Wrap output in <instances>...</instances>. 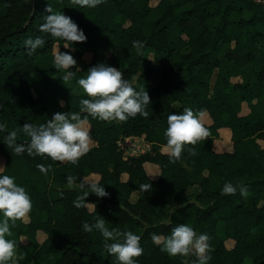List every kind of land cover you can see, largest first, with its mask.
Masks as SVG:
<instances>
[{
    "label": "trees",
    "instance_id": "trees-1",
    "mask_svg": "<svg viewBox=\"0 0 264 264\" xmlns=\"http://www.w3.org/2000/svg\"><path fill=\"white\" fill-rule=\"evenodd\" d=\"M49 3L53 11L79 25L86 42L66 49L65 41L40 31ZM37 36L46 43L29 54L25 41ZM133 41L143 45L139 54ZM262 41L264 2L259 0H157L153 5L150 0H104L95 8H79L71 0H0V123L7 124L0 131V174L14 176L33 202L28 219L12 228L10 238L17 241L19 262L118 264L104 249L98 231L82 230L84 221L94 223L102 216L110 229L141 235L144 252L137 264H195V256L170 257L151 239L153 233L170 235L179 223L212 237L208 264H244V260L264 264V147L258 141H264V48L258 45ZM55 44L77 59L67 85L61 78L64 73L53 66ZM145 47L162 52L168 62L156 80L143 56ZM103 48L110 50L108 56L98 53ZM86 52L93 53L89 62L83 57ZM100 61L120 68L126 79L136 77L137 89L145 88L151 97L149 117L108 123L88 116L93 144L78 165L33 157L26 151L16 155L5 137L17 130V143L26 144L30 138L19 131L25 122L38 126L56 112H79V101L88 97L74 92L72 85ZM34 72L36 95L31 89ZM243 104L248 108L245 113ZM185 107L209 115L211 122L205 126L210 136L195 145L197 155L186 148L173 163L160 147L167 143L168 115ZM223 126L230 129L232 149L218 151L213 141ZM129 135L154 145L126 155L118 141ZM146 162L159 167L156 179L148 175ZM38 164H51L52 170L45 175ZM91 173L98 174L110 195L90 193L86 199L95 205L77 208L73 201L81 190H68L67 176ZM196 178L199 190L188 193ZM228 181L246 184L248 196L239 191L221 195ZM141 184L151 188L144 192ZM133 191L139 194L135 201L130 199ZM218 222L224 223L223 236L216 233ZM39 231L44 234L41 240ZM226 239L233 244L227 246Z\"/></svg>",
    "mask_w": 264,
    "mask_h": 264
},
{
    "label": "clouds",
    "instance_id": "clouds-1",
    "mask_svg": "<svg viewBox=\"0 0 264 264\" xmlns=\"http://www.w3.org/2000/svg\"><path fill=\"white\" fill-rule=\"evenodd\" d=\"M71 2L79 8H95L104 3V0ZM45 11L49 14L43 18L41 32L65 41L63 46L66 49L74 43L86 42L85 32L70 16L53 11L50 3ZM45 43V38L41 36L25 41L29 54L42 48ZM133 47L139 54L143 45L140 41H133ZM53 57V66L64 73L61 78L67 85L70 78L75 75L71 69L77 66V59L71 52L56 48L53 50ZM135 81L136 77L126 79L120 68L98 63L88 69L86 76L77 80L78 86L88 97L79 101V112H56L46 123L38 126L25 122L19 131L29 137V141L26 144L17 143L18 131L13 130L5 137V143L16 155H22L26 151L33 157H48L54 162L78 165L80 159L90 151L91 134L90 129L86 127L88 116L108 123L127 122L129 118L138 115L145 119L149 117L150 113L146 109L151 103V97L145 88L138 90ZM81 113H85L86 116L82 117ZM203 117V110L194 111L190 107L168 115L167 128L164 132L167 143L163 152L169 156L171 162L179 160L186 148L190 155L198 154L195 145L204 142L210 136ZM6 128L7 124L0 123V131ZM37 168L47 175L52 170V165L38 164ZM76 187L77 177L68 175L66 188L73 190ZM139 187L145 192L151 188V184H141ZM85 188L89 191H84ZM79 189L81 194L73 201L77 208L94 204L86 199L90 193H95L101 198L110 195L98 178L84 177L79 182ZM237 191L246 198L249 187L243 182L234 184L228 181L221 189V195H235ZM32 209L33 202L28 190L18 184L14 176L0 174V213L3 214V218L0 219V264H19V260L22 259L18 255L17 241L10 237L13 236L12 228L18 221H24ZM82 230L86 233L98 231L103 238L104 249L109 255L116 257L118 264H137L138 258L143 255L141 235L131 230L110 229L102 216L96 217L94 223L84 221ZM151 239L170 257L195 256L197 258L195 264H208L211 260L212 237L207 233H198L191 224L179 223L172 227L170 235L153 233Z\"/></svg>",
    "mask_w": 264,
    "mask_h": 264
},
{
    "label": "rangeland",
    "instance_id": "rangeland-1",
    "mask_svg": "<svg viewBox=\"0 0 264 264\" xmlns=\"http://www.w3.org/2000/svg\"><path fill=\"white\" fill-rule=\"evenodd\" d=\"M157 2V0H150V3L153 5ZM244 15L247 16L249 15V12L245 11L244 12ZM258 45L262 48H264V41L262 42H259ZM58 45L55 44L54 48L58 49ZM53 48V49H54ZM104 49H98V53L99 54H102L104 53ZM144 54L143 56L145 57L146 61L148 62L149 66L154 70L153 72V79L156 80L157 78V75L159 72L163 71L167 65H168V62L164 56V54L161 52V53H156L154 52L151 48L149 47H145L144 50H143ZM107 55L108 52H105ZM103 55V54H102ZM105 55V56H107ZM83 57L86 59V61H91L92 58H93V53L91 52H86L83 54ZM100 63H105L107 65H109L107 62L105 61H100ZM87 71H85V76L87 75ZM32 77V83H31V89L33 91V93L36 95L37 92L34 88V81L37 79V74L34 72L32 73L31 75ZM72 89L74 92L78 93V92H83V90L78 86V84H74L72 85ZM248 108L246 107L245 104H243V108H242V113H245L247 112ZM203 120H204V123L205 125L206 124H209L211 122V119L209 117V115L207 113L204 112V117H203ZM86 127H88V123H86ZM260 145L262 147H264V141L262 139H258ZM93 144V141L91 140V144ZM213 147L214 149L218 150V151H223V150H230L232 149V140L230 138V129L228 127H219L218 128V135L216 136V138L214 139L213 141ZM119 148L123 151L124 154L126 155H137V154H140L144 151H148L152 148V146L150 144H146V140H142V138H140L139 136H134V135H130V136H127V138H123L119 141ZM2 158L0 157V166L2 164ZM146 164V168L147 169V172L150 173L151 172V166H154L155 167V172L153 174H151V176L156 179L158 174H159V167L155 164H152V163H149V162H146L144 163V165ZM77 177V187L76 188H79V182L81 180H83L84 177L86 178H89V179H97L98 178V174H95V173H91L89 175H86V176H75ZM123 178L126 177V174H123L122 175ZM67 185V182L66 184ZM87 189V188H85ZM199 190V185H198V178L194 179V183L189 186L188 188V193H195L196 191ZM139 194L138 192H133L130 194V199L132 201H135L137 198H138ZM91 204H89V207L91 208ZM223 227H224V223L223 222H218L217 225H216V233L220 236H223ZM44 237V234L42 231H39L38 233V239L41 240L43 239ZM225 243L227 246H231L233 244V240L232 239H226L225 240ZM18 255H20V252L18 250ZM20 261V260H19ZM19 264H21V262H19ZM244 264H249V261L247 260H244Z\"/></svg>",
    "mask_w": 264,
    "mask_h": 264
},
{
    "label": "crops",
    "instance_id": "crops-1",
    "mask_svg": "<svg viewBox=\"0 0 264 264\" xmlns=\"http://www.w3.org/2000/svg\"><path fill=\"white\" fill-rule=\"evenodd\" d=\"M105 52H108V54L110 53V50L109 49H104V53H102L104 56L105 55H107ZM108 56V55H107ZM146 144H150L151 146H153L154 145V143L153 142H146ZM164 147H165V145H161V147H160V150H162L163 151V149H164ZM149 163H151V162H149ZM152 164H154V163H152ZM155 165V164H154ZM1 167H2V164H1V166H0V169H1ZM145 168H146V164H145ZM151 168V172L150 173H148V175L151 177V178H153L152 176H151V174H153L154 172H155V167L154 166H151L150 167ZM146 171H147V169H146ZM154 179V178H153ZM133 192H136V191H133ZM132 192V193H133ZM28 219V216L24 219V220H27Z\"/></svg>",
    "mask_w": 264,
    "mask_h": 264
},
{
    "label": "built area",
    "instance_id": "built-area-1",
    "mask_svg": "<svg viewBox=\"0 0 264 264\" xmlns=\"http://www.w3.org/2000/svg\"><path fill=\"white\" fill-rule=\"evenodd\" d=\"M129 136H130V135H129ZM134 136H135V135H134ZM123 138H127V136H124ZM123 138H122V139H123ZM140 138H141V137H140ZM120 140H121V139H120ZM120 140H119V141H120ZM142 140H143V138H142ZM119 141H118V144H119ZM146 142H147V141H146Z\"/></svg>",
    "mask_w": 264,
    "mask_h": 264
},
{
    "label": "water",
    "instance_id": "water-1",
    "mask_svg": "<svg viewBox=\"0 0 264 264\" xmlns=\"http://www.w3.org/2000/svg\"><path fill=\"white\" fill-rule=\"evenodd\" d=\"M259 1H262V2H264V0H259Z\"/></svg>",
    "mask_w": 264,
    "mask_h": 264
}]
</instances>
